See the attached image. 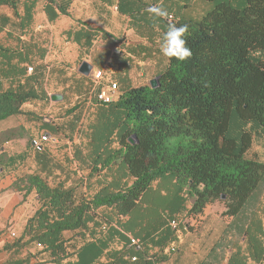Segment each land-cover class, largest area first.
Listing matches in <instances>:
<instances>
[{
	"label": "trees",
	"instance_id": "trees-1",
	"mask_svg": "<svg viewBox=\"0 0 264 264\" xmlns=\"http://www.w3.org/2000/svg\"><path fill=\"white\" fill-rule=\"evenodd\" d=\"M39 1L49 22L65 15L73 2L0 0V7L19 19L22 32L14 48L0 46V121L19 115L34 118L22 110L24 105L51 103L45 92V69L31 67L28 75L31 64L19 57L26 49L20 39ZM177 3L183 13L168 0H118L129 28L146 44L124 45L84 24L67 32V41L84 56L98 41L117 47L100 87L115 84L118 98L110 104L89 101L93 82L77 71L60 92L62 103L77 97L64 112L66 122L53 125L37 119L50 137L66 129L69 141L72 136L79 139L64 169L75 163L88 174L84 183L68 188L51 187L38 174L26 175L18 184L15 180L11 188L22 193L23 201L33 193L38 207L12 246L27 238L24 244L39 246L38 253H48L52 264L73 255L76 264H170L179 252L180 230L198 228L207 211L219 203L228 222L198 264H264V206L258 207L260 189L264 196V161L253 149L258 135L264 140V0ZM153 5L166 8L169 16H152L147 9ZM170 24L188 26L191 58L155 57L157 33L164 36ZM147 60L154 61L150 81L158 80L155 89L150 81L135 86L128 75L138 62ZM64 78L65 72L59 85ZM88 86V93L81 94ZM232 125L235 138L229 135ZM22 133L0 132V146ZM40 147L35 157L42 162ZM94 215L98 230L107 229V237L83 241L80 232L87 230ZM173 221L175 228L170 226ZM117 225L139 239L141 249L127 248L125 238L117 234L124 241L122 253L102 262L116 232L112 226ZM77 235L81 239L75 242Z\"/></svg>",
	"mask_w": 264,
	"mask_h": 264
},
{
	"label": "crops",
	"instance_id": "crops-1",
	"mask_svg": "<svg viewBox=\"0 0 264 264\" xmlns=\"http://www.w3.org/2000/svg\"><path fill=\"white\" fill-rule=\"evenodd\" d=\"M117 2L118 0H73L71 6L67 10V13L65 15L59 14L53 22H49L47 20L45 13L42 11L41 2H37L30 14L32 19L30 27L26 31V34L20 39L26 49L19 57L26 58L29 62L28 64L35 67L36 71L38 68H44L45 73L50 70V74L49 72L46 74L44 82L51 83L59 82V76L64 74V69L66 68L65 66L68 63L66 56V46L68 44L75 47L78 58L79 56H82L74 43H71V41L64 42L67 40V32L78 30L82 24L89 25L94 29H100L109 36L115 38L116 41H123L124 45L135 43L146 44V39L137 37L129 28L128 17L120 13L119 8H117ZM168 3L174 5L176 11L180 8L179 10L183 13L184 9L181 4L177 3V0H168ZM0 9V46L12 49L15 46V41L19 40V36L22 34L18 24L19 19L14 17L9 10H4L5 8L2 7H0ZM20 14L21 13H19V15ZM40 23L42 26H40ZM52 31L56 34L57 43L55 44V47H52L51 42L46 40L47 38L40 41H36L34 39L37 35L48 36ZM163 37V34L157 33V38L153 44L155 57L162 54L161 46L163 44ZM116 51L117 47H111L109 44H105L104 41H98L91 53L85 57L89 58L88 64L92 66V71H101L104 74L107 67L111 64V58L114 56ZM93 54L98 55L99 58L100 55L103 54L102 56L106 58L103 63L100 61L95 70L93 64L96 57H94L95 55ZM1 57L3 56L1 55ZM137 64V69H132L128 74L132 79V82L134 80V73H136V77L139 75V78L142 79L141 83L138 85L149 82L150 73L154 67V61L147 60L145 62H138ZM49 68H52V70ZM88 77L92 81L91 75ZM107 79V76L106 78L104 77L105 82ZM45 92L50 96L53 94L60 95V92L58 91L49 93L45 89ZM76 100L77 97H75V101ZM89 101H92V99L89 98ZM54 104L56 105V103L53 102L48 104V109H51ZM22 109L25 111L24 108ZM14 117L17 116L0 121V132L15 129L17 127L10 125ZM49 122L50 120H48V123ZM40 133L48 138L47 142H43L41 144L44 148V160L40 162L34 155V170L27 172L26 175L38 174L51 187L63 185L64 188H68L84 183L88 171L77 169L75 163L73 164V169H64L65 162L67 160H71L72 157L70 156V158H68L66 156L63 157L62 160L58 156L53 155V152L49 149L50 145L47 143L53 140L52 138H54V136L50 137L43 129H41ZM18 140L19 139L6 142L0 147V264H52L48 253H38L41 249L39 246L31 243L24 244L27 238H25L20 244L12 246L13 243L19 239L21 236L20 233L22 232L28 219L34 215V212L37 209L36 198L34 203H29V196L23 201L20 193L11 188L14 181L20 177L18 175L17 168H14L20 163L19 160L21 157L20 155H16L14 152L9 153L7 149L11 146H17V144L20 143ZM67 145L69 144L67 143ZM67 148L69 149L70 147L67 146ZM42 164L43 167L41 168ZM81 187L84 189V185ZM96 214L98 215V211ZM97 222L98 219L94 215V217L90 219L87 230L80 232L83 241L94 240L95 237H107V233H105L107 229L102 227L98 230L99 223ZM6 224L10 227L7 229L6 233H4L1 228H3ZM13 227L16 228L17 231L13 230ZM112 228L116 232L115 235L109 239V246L101 258L102 262L105 258L110 261L113 255L122 253L121 249L124 246V241L119 240L117 238V234L123 236L125 232H123L124 230H121L123 228L119 225L112 226ZM79 239L81 238L77 235L73 240L77 242ZM125 242L128 243L126 238ZM127 248H129L128 244ZM76 263V256L73 255L61 264Z\"/></svg>",
	"mask_w": 264,
	"mask_h": 264
},
{
	"label": "rangeland",
	"instance_id": "rangeland-1",
	"mask_svg": "<svg viewBox=\"0 0 264 264\" xmlns=\"http://www.w3.org/2000/svg\"><path fill=\"white\" fill-rule=\"evenodd\" d=\"M19 12H21V10ZM40 26H42L41 23H40ZM115 35L118 36L117 34ZM34 39L36 41L46 39L48 42H51L52 47H55V44L57 43L56 34H54L53 31L48 36L37 35L35 36ZM64 42H68V41L66 40ZM93 55H95L94 57H96L95 62L93 64V67L95 70L98 67L100 61H102L103 63L106 60V58L102 56L103 54L100 55V58L96 54H93ZM66 56H67L68 63L66 64L65 66L66 68L64 69V72H65V78H64L65 82H63L64 85L62 86L63 83L59 85L60 82L47 83L45 85V89L49 93L55 92V91L63 92V88H66L67 86L71 84L70 78H73L74 76H76V73L79 67L78 66L79 60L83 59L84 62H87V63L89 61V58L85 57L84 55L79 56L78 58L76 55V49L71 44H68L66 46ZM30 67H32L33 69L35 68L33 66H30ZM49 69L52 70V68H49ZM48 72L50 74V70H48ZM133 77H134V80H133L134 85H138L141 83L142 79L139 78V75L138 77H136V73H134ZM88 88L89 86L85 89H82L81 94L86 95L88 93L86 92V89ZM91 88H93L92 83L90 84V90ZM64 92H66V90H64ZM75 97L76 96L68 97L66 102L64 103H62V101L58 102V104L57 103L56 105L54 104V106H52L51 109H48L49 107L48 104L46 105L45 103H42V101H37V102L26 104L23 106L25 112H29L30 114L34 116V118H32L31 116L29 117L17 116V117H14V119H12V122L10 125L17 126V127L11 130H15L16 132L19 131L20 133L21 131L23 132L21 134L22 135L21 138H19L18 140L20 143H18L17 146H14V147L11 146L7 149L9 153L14 152L16 155H20L21 157L19 160L20 163L17 165V167L14 168V169L17 168L18 175L20 176L16 179L17 184L19 183L20 180H22L25 177L27 172H31L32 170H34L33 169L34 155L36 154V150L32 146V141L35 140L39 144L40 142L39 139L41 136L40 121L37 119L44 118L46 120H51L53 125L64 124L66 122V120H63L66 118L63 116L64 112L66 111V109L74 105ZM63 131H65V134L67 135H65ZM63 131L59 132L58 135L52 138L53 140L47 143L50 145L49 149L53 152L52 154L55 156H58L62 160H63V157L67 156L68 158H70V156H72V151H73L72 145L78 144L79 142V139L76 138L75 136H72L73 142L69 141L67 139L68 138L67 130L65 129ZM236 134H237V130L232 125L229 130V135L232 138H235ZM67 143L69 145H67ZM41 144L42 143H40V145ZM67 146H69L70 148L68 149ZM253 149L255 150L258 158L264 161V140L262 136L258 135L254 143ZM71 168L73 169L74 166L72 165ZM95 190L96 188L94 187V191ZM78 191L83 192L84 189L80 187ZM20 195L22 196V193H20ZM85 197L87 198V196ZM35 198L36 197L34 196L33 193L30 194L28 197L29 203H34L36 201ZM258 202H259L258 207L264 206V196H263L262 189H260V192L258 194ZM36 203L38 207V202L36 201ZM223 212H224V207L221 204L217 203L207 211V217L205 221L198 228L193 227L192 231L190 232L180 230L179 239H178L179 252L178 254L171 257L170 264H198V262L205 256V254L208 252L212 244L219 237L221 231L223 230L226 223L228 222L227 219L221 216ZM185 222H188V221H185ZM188 223L190 225L193 224V222H190V221ZM9 227L10 226L6 224L1 229L4 233H6ZM12 229L17 231V229L14 227Z\"/></svg>",
	"mask_w": 264,
	"mask_h": 264
},
{
	"label": "clouds",
	"instance_id": "clouds-1",
	"mask_svg": "<svg viewBox=\"0 0 264 264\" xmlns=\"http://www.w3.org/2000/svg\"><path fill=\"white\" fill-rule=\"evenodd\" d=\"M147 11L154 17L165 18L169 16V12L161 5L150 6ZM188 26L186 24L177 27L170 24L164 33L161 52L164 56L175 57L179 61L191 58L192 51L187 46L186 34Z\"/></svg>",
	"mask_w": 264,
	"mask_h": 264
},
{
	"label": "built area",
	"instance_id": "built-area-1",
	"mask_svg": "<svg viewBox=\"0 0 264 264\" xmlns=\"http://www.w3.org/2000/svg\"><path fill=\"white\" fill-rule=\"evenodd\" d=\"M33 73V70L31 67L27 68V74L30 75ZM91 78L93 82V88L91 92V97L90 99L96 100V102H100L103 104H110L113 103L117 98H118V91L117 87L115 84H110V85H104L100 87V80L102 78V72L101 71H92L91 72ZM100 87V88H99ZM48 138L45 135H41L39 139V144L33 140L32 141V146L35 148L36 151L40 150V143L47 142ZM171 228L176 227V223L173 221L170 223ZM123 236L127 239L128 241V246L130 248L140 250L141 249V243L140 240L133 237L132 235L128 233H124ZM173 252L174 250L171 249ZM131 262H135L136 259L135 257L130 258Z\"/></svg>",
	"mask_w": 264,
	"mask_h": 264
},
{
	"label": "water",
	"instance_id": "water-1",
	"mask_svg": "<svg viewBox=\"0 0 264 264\" xmlns=\"http://www.w3.org/2000/svg\"><path fill=\"white\" fill-rule=\"evenodd\" d=\"M77 71L80 75L84 77H88L92 72V66L89 65L87 62H82L80 66L78 67ZM157 82H158L157 79H152L149 82L150 88L155 89L157 87ZM62 100H63V97L61 95L53 94L50 96V101L53 103H58V102H61ZM44 122L48 123V120H44ZM128 141L132 144L131 139H129Z\"/></svg>",
	"mask_w": 264,
	"mask_h": 264
}]
</instances>
